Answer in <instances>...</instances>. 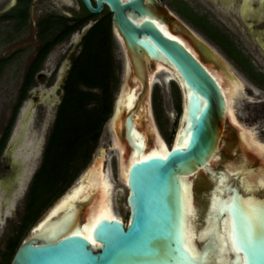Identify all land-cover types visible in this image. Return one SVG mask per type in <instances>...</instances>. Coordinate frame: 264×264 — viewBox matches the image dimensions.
<instances>
[{"label": "water", "instance_id": "obj_1", "mask_svg": "<svg viewBox=\"0 0 264 264\" xmlns=\"http://www.w3.org/2000/svg\"><path fill=\"white\" fill-rule=\"evenodd\" d=\"M82 1L94 14L100 13L104 6L109 8L113 33L124 54V77L128 62L130 78H136L140 85L133 105L122 114L125 137L137 148H141L131 140L130 135L134 120L139 119V115L143 116L141 119L146 116L147 99L153 92L150 72L154 62L162 57L177 73V79L172 78L170 81L176 80L182 93L183 109L179 128L185 122L186 144L172 145L165 156H149L131 163L127 183L124 184L128 189V222L119 218L100 219L92 228V237L98 247L87 237L73 232L81 224L86 201L76 204L74 218L67 226L53 234H41L40 226L57 223L67 213L68 210L65 209L58 213L53 211L79 181L85 180L84 176L95 161L103 154L106 156L107 149L103 148L76 183L32 227L30 235L20 244L12 264H210L211 247L205 246L206 242L199 256H194L185 245L183 181L186 177L198 176L204 172L198 182H202L203 186L208 185V188L202 192L201 197L194 192L197 210L192 222L199 233L210 215L212 194L220 175L224 174V166L228 162H234L238 156L236 153H229L224 146L228 142V124L227 103L222 88L206 66L180 40L165 34L160 28L158 23L174 32L177 25L179 30L188 31L190 37L196 39L189 31L190 28L159 0H95V4L92 0ZM15 2L16 0H11L5 10H9ZM91 26L92 23L83 27L81 39ZM205 47L209 48L208 45ZM70 57L71 54L65 62L69 66L63 67L61 77L52 86L55 94L66 80ZM224 62L229 66L225 60ZM229 68L232 70L230 66ZM233 73L243 82L235 71ZM40 74H37V79ZM180 81L189 90L186 103ZM123 87L126 91L130 87L125 78ZM40 93V88L28 92L27 101L32 100V110L28 115V124L22 130L23 136H27L36 106L40 103L48 104ZM63 95L62 90L58 96V105ZM119 95L110 123L119 109ZM22 108L23 106L20 113ZM19 118L20 114L2 154V159L7 160L13 169L11 176L1 180L4 183L12 182L11 178L22 167L13 159L14 136L18 130ZM32 138L31 141L34 142V137ZM43 143L39 142L37 147L40 153ZM110 149L116 148L112 145ZM213 158H219L216 169L209 167ZM104 166L106 167V163ZM33 176L34 170L28 174V181ZM233 178L228 187L232 191V200L227 204L226 210L219 213L220 216H225L226 211L229 213L233 242L237 250L233 260L236 264H242V261L243 264H264V189L256 192V197L259 198L257 203H248L241 197L242 192L235 180L237 176ZM200 187L202 186H198Z\"/></svg>", "mask_w": 264, "mask_h": 264}, {"label": "bare ground", "instance_id": "obj_2", "mask_svg": "<svg viewBox=\"0 0 264 264\" xmlns=\"http://www.w3.org/2000/svg\"><path fill=\"white\" fill-rule=\"evenodd\" d=\"M158 24L165 34L180 40L206 66L221 86L227 103L226 121L228 133L230 130H233L234 133V138L224 144V146L229 153L238 154L234 162H228L224 166V174L220 175L212 194L210 215L205 227L199 233L196 232L192 222V217L197 210L194 192L198 186H203V183L198 182V179H202L201 175L204 172H201L198 176L184 178L185 245L194 256H199L206 242L205 246L211 247L209 255L212 261L210 264H236L233 257L237 250L233 242L229 213L226 211L225 216H220L219 213L222 210H226L227 204L232 200V191H229L228 187L230 180H233L235 176H237L235 180L238 182L239 190L242 192L241 197L248 203H257L256 201L259 200L256 197V192L260 191L261 188L264 189V142L259 138L256 131L246 127L239 121L236 103L244 95L243 82L237 79V76L226 65L221 55L201 37L194 34L192 29H189V31L198 41L190 37L188 31L179 30L177 25L174 32H171L164 24ZM205 45H208L209 48L205 47ZM176 74L175 69L161 57L154 62L150 72L151 86L157 81L170 82L172 78L177 79ZM158 75H161L162 79ZM124 78L130 87L127 91L125 87L121 89L118 98L119 109L116 117L110 123V129L113 134V147L116 148L119 158L122 179L124 184H126L128 168L133 161L155 155L165 156L169 146L155 123L151 108V95L147 99L146 116L141 119L143 116L139 115V119L134 120V127L130 135L131 140L140 145L141 148H137L132 142H129L123 134L122 114L133 105L140 88L136 78H130L128 62ZM181 84L186 103L189 90H187L183 82ZM40 94L46 103L51 104L53 102L55 95L53 87L50 89L41 88ZM31 104V99L24 104L17 124L18 130L14 136L13 159L16 164L22 167L11 178L12 182H0V203L1 205H6V211L12 210L15 199L23 193L28 174L34 170L33 167L31 168L30 162L36 155L38 157L40 153L37 150L39 142L42 141L43 143L41 139L40 141L32 142V137L21 135L22 130L28 124V115L30 110H32ZM185 117L186 114L184 115ZM184 127L185 122L180 126L172 145L184 146L186 144ZM28 148H31L30 151L27 150ZM105 158L106 156L103 154L95 161V164L84 176L85 180L83 182L79 181L63 197L53 213H58L63 209L68 210L67 213L57 223H45L40 226L39 232L41 234H53L67 226L70 220L74 218V207L81 201H86L81 224L73 232L87 237L96 247H98V244L92 237V228L100 219L119 218L124 221L122 216L114 209V183L110 169L104 166ZM28 161H30L29 164ZM218 161L219 158H213L209 163L210 169H216Z\"/></svg>", "mask_w": 264, "mask_h": 264}, {"label": "trees", "instance_id": "obj_3", "mask_svg": "<svg viewBox=\"0 0 264 264\" xmlns=\"http://www.w3.org/2000/svg\"><path fill=\"white\" fill-rule=\"evenodd\" d=\"M30 3L31 0H19L15 7L0 15V20L13 21L16 30L22 29L29 19ZM178 3L186 8L190 15L197 17L200 24L178 8L181 14L207 31L208 25L205 24L203 15L194 11L184 1L179 0ZM74 19L79 23L70 24L69 18L50 12L38 20L37 35L41 44L25 72L11 116L0 138L1 155L19 110L49 52L74 32L81 30L88 20H93L94 23L81 39L80 51L71 58V66L62 86L63 99L58 105L41 164L26 193L21 221L15 232L8 236L5 249L0 253V264H12L27 229L34 225L44 210L71 186L87 165L104 124L113 111L117 66L114 57L115 36L111 12L107 8L98 14L85 10L82 15ZM217 40L224 46L221 39ZM232 51L230 50L232 55L240 57L238 52L234 49ZM19 52L16 50L0 57V74ZM241 60L244 66L251 69L244 62L243 57ZM250 69H247L248 72H252Z\"/></svg>", "mask_w": 264, "mask_h": 264}, {"label": "rangeland", "instance_id": "obj_4", "mask_svg": "<svg viewBox=\"0 0 264 264\" xmlns=\"http://www.w3.org/2000/svg\"><path fill=\"white\" fill-rule=\"evenodd\" d=\"M6 1L7 0H0V14L4 13V11H2L3 8L1 7V5H5L7 3ZM187 1L195 5L197 9L200 8L199 10L202 12L206 9L204 5H199L197 7L196 4H198V0ZM168 5L170 6L171 10H173L190 29H192L197 35H199V37H201V39H203L210 46H212L213 49H215L221 55V57L224 58V60L229 64L232 70L236 72V74L243 80L244 83H246L248 87H250V89H253L256 95L259 94L257 96L252 95L247 89H244V95L241 100L236 103V107H241L242 103H245L243 104L245 109H247L248 106H250L251 108H255L257 106V108H260L261 110L264 109V102L254 103V100L257 97H259L260 95L263 96L264 94V82L254 80V78H252V76L249 75L244 68L241 67V69L240 67H238L236 63L228 57L227 52L224 50V48H222L219 43L215 42L212 38H210L201 27L190 21L178 10L179 8L188 15L189 13L186 8L182 7L181 4L175 1L173 3L168 2ZM63 8L64 7L62 6L60 0H34L31 4V13L28 22L21 30L17 31L16 29H14L13 21H0V57L7 56L15 52L16 50L20 51L17 57L13 61H11L0 74V137L2 136L3 129L11 116V112L17 100L18 92L22 85L27 67L29 66L30 62L32 61L33 57L37 52L39 45L41 44V41L37 35V21L42 15H45L50 12L60 13ZM190 18L193 20L195 19L199 23V19L194 15ZM209 31H211V29H209ZM81 33L82 29L74 32L70 37L57 44L49 52V54L44 60V63L41 66V69L38 72L44 73V76H41L40 74L39 79H37L36 75L35 83L33 84L31 89H34L35 87H38L40 89L43 87L46 89H50L52 86H54V84L56 83V81H58L60 77V73L63 70V67L69 66L68 64L65 65V62H67V58L69 57V55L71 54V63L72 56L80 51ZM216 37L219 38L218 36ZM222 42L227 49L231 51L233 50V48L228 42L226 43L225 40ZM114 57L117 66V84L114 89L113 111L117 97L124 83L125 73V60L123 50L116 38L114 47ZM158 76L162 79L161 75ZM62 86L63 85L60 86V89L58 90L57 94L54 95V100L50 105L40 103L36 106L33 112L31 122L28 126L27 137H34V142L40 141V139H42L44 142L42 145L43 150L38 155V157L36 155L34 159L31 160V162L28 161V164L30 162L31 168L33 167L34 169V174L41 164L43 151L48 136L50 134L51 127L56 117V112L58 109L57 100L58 96L63 90ZM181 97V92L173 86L172 81L164 82L161 80L153 84V92L151 96L152 113L155 123L161 135L167 142L168 146L172 145V143L174 142L176 132L179 128L181 120L180 107L183 103ZM26 101L27 97L23 102L22 106H24ZM176 102L178 103L177 108L175 105ZM237 113L239 116L240 123L256 131L259 135V138L264 142V115L254 118V116H250V111L244 109L237 110ZM19 114L20 110L18 115ZM251 114H254V111H251ZM260 114H264V112L261 111ZM111 116L104 124L102 133L95 148L93 149L89 162L82 169V171L73 181L70 187H72L76 183L78 177L84 172V170L89 167L91 163L94 162L96 157L99 155L100 151L103 148H106V168L110 169L112 181L114 183V209L122 216L124 222L127 223L129 217V207L127 205L128 189L124 185L122 179L118 154L116 150L110 149V146L113 145V134L110 129ZM31 180L28 181L27 179L25 181V189L23 193L15 199L11 211H6V205H1L0 203V253L5 249V244L8 236L12 235L15 232L17 225L21 221L20 219L23 214L25 205V196L28 191V188L30 187ZM69 188L63 194L58 196L52 202V204L44 210L39 220L54 204H56V202H58L66 194ZM207 188L208 185L198 188L196 190L197 195L201 197L202 192H204ZM34 225L27 229L24 234L23 240L30 235L32 227Z\"/></svg>", "mask_w": 264, "mask_h": 264}, {"label": "flooded vegetation", "instance_id": "obj_5", "mask_svg": "<svg viewBox=\"0 0 264 264\" xmlns=\"http://www.w3.org/2000/svg\"><path fill=\"white\" fill-rule=\"evenodd\" d=\"M10 1L11 0H7L6 1L7 3L5 5H1V7L3 8L2 11L4 12L8 11V10H5V8L10 3ZM18 1L19 0H16L15 4L10 9L15 7L18 4ZM33 1L34 0H31V3H30L29 17L31 13V4ZM159 1L165 4L171 10L170 6L168 5V2L173 3L174 1L178 2L179 0H167V2L166 0H159ZM180 1L186 2L187 5H189V7H191L194 11L203 15L204 19L206 20L205 24L208 25L207 31L204 30V32L210 38H212L215 42H217L218 41L217 39H220V38L222 39V41L225 40L226 43L228 42L231 45V47L236 52H238V55L241 58L243 57L244 62L248 64L251 67V69L244 66L241 63L242 60L240 57L232 55L229 49L221 45L220 42H217L222 46V48H224V50L228 54V57L231 58L238 67L244 68L245 71L249 75H251L252 78H254V80L264 82V0H198L197 1L198 4H196L197 7L199 5H204L206 8L203 12L199 10L200 8L197 9L195 5L191 4L187 0H180ZM60 2L62 3V6L64 8L59 14L69 18L70 20H68V22L70 24L79 23V21L74 18L82 15L85 10H88L82 0H60ZM92 3L95 4V0H92ZM105 8L109 10L107 6H104L103 10ZM90 23L93 24L94 21L88 20L84 24V26ZM209 29H211L212 33L209 32ZM211 34L215 35V37L218 36L219 38L216 37L217 38L216 39ZM247 69H250L252 72L250 71L248 72ZM41 76H44V73H41ZM172 84L175 88H177L181 92L179 83L176 80H173ZM244 85H245L244 89H247L252 95H256L253 89H250V87H248L246 83H244ZM34 89H38V87H35ZM34 89H31V90H34ZM181 96H182V93H181ZM181 99L183 101L182 97ZM240 100L241 98L238 101ZM261 102H264V94L263 96L260 95L254 100V103H261ZM243 104L245 103H242L241 107L237 106L236 107L237 110L244 109V110L250 111V116L252 115L254 116V118L264 115V114H260L261 111L264 112V109L261 110L260 108H257V106L255 108H251L250 106H248L247 109H245ZM175 105L177 108L178 103L176 102ZM182 109H183V103L180 107L181 112H182ZM251 111H254V114H251ZM228 134L229 135L227 139L229 142L234 138L233 130H230ZM169 147H171V145ZM2 154L3 152L0 155V163H1L0 164V181L5 179L6 177L11 176V174L13 173V169L10 166L9 162L7 160L2 159Z\"/></svg>", "mask_w": 264, "mask_h": 264}]
</instances>
